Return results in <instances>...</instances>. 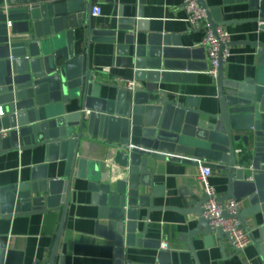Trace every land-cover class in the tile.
<instances>
[{"label":"water","instance_id":"water-1","mask_svg":"<svg viewBox=\"0 0 264 264\" xmlns=\"http://www.w3.org/2000/svg\"><path fill=\"white\" fill-rule=\"evenodd\" d=\"M197 1L212 31L230 24L222 21L219 8ZM222 2L248 4L249 10L259 12L256 21L264 31V0ZM93 7L94 0H0V156L44 151V163L32 167L29 182L0 189V219L60 211L48 263L55 264L73 181L85 180L99 219L106 221V238L114 243L115 264H129L124 247L135 246L157 250L156 264H172L171 253L160 241L145 238L147 226L137 231L142 209L145 223L155 211L197 216L198 225L186 242L199 264L193 238L202 236L210 248L214 236L223 246L227 235L204 218L208 201L204 192L185 194L183 208L154 205L162 195L154 186L148 160L173 161L224 171L227 191L217 200L223 205L248 199L250 208L234 218L257 243L246 218L262 213L264 220V43H249L257 49L259 70L254 80L227 81L220 60L218 108L204 112L198 100L179 102L158 89L159 84L187 83L194 76L168 72L174 65L169 36L137 44L134 34L147 32L142 9L130 19L121 18L117 30L101 31L93 28ZM80 27H86V49L76 55L74 37ZM118 31L132 33L125 36V46L117 47L118 55L132 59L131 90L96 80L91 67V45L113 43ZM99 148L114 150L110 167L97 156ZM60 161L65 162L64 176L48 178L49 165ZM224 217L230 216L224 212ZM260 232L264 240V228ZM4 262L5 251L0 248V264Z\"/></svg>","mask_w":264,"mask_h":264},{"label":"crops","instance_id":"crops-1","mask_svg":"<svg viewBox=\"0 0 264 264\" xmlns=\"http://www.w3.org/2000/svg\"><path fill=\"white\" fill-rule=\"evenodd\" d=\"M204 1L210 8H219L222 21L230 23L223 27L230 33L232 43L229 47L230 55L224 63L225 79L236 83L256 79L259 70L257 49L249 43H264V31H260L261 23L256 21L259 12L249 10L246 3L225 6L222 0ZM183 6L184 0H145L144 4H140V0H94V7L101 9V15L92 16V25L96 30H117L121 18L130 19L137 9H142V20L146 23L143 28L147 32L137 31L134 34L137 44L169 36L172 42L170 48H173L169 57L174 65L168 72L194 76L193 81L159 84L158 89L165 92L168 98H176L179 102H185L188 98L196 99L200 110L215 112L218 108L216 79L207 73L209 63L202 47L206 30L211 28L204 21L199 29L192 30L186 21ZM85 34L86 27L75 31L76 55L82 54L86 49ZM117 34L113 43L91 45V67L96 80L110 86L127 88L126 82L132 81L133 77L132 59L118 55L117 47L125 46V36L132 33L118 31ZM105 69L109 71L105 72ZM73 110L76 111L77 108ZM98 151L97 156L104 158L110 167L114 150L99 148ZM43 163V148L0 156V189L29 182L32 167ZM148 164L149 171H154V186L158 189V194L162 195L155 198V206L183 208L185 194L204 192V186L198 179L201 167L151 159ZM64 171V161L50 164L48 178L61 179ZM209 181L218 198L226 194L227 179L224 171L212 170ZM92 198L88 182L74 179L55 264H115L114 243L106 238L103 230L106 221L99 219V209L93 204ZM238 203L241 210L250 208L248 199ZM145 215L146 210H140L138 232H143L147 226L145 238L160 241L164 246L163 250L171 253L172 264H195L186 236L196 229L197 216H184L172 210L155 211L150 214L149 222L145 223ZM60 216V211H52L43 215L0 219V248L5 251L4 264H48ZM246 222L249 233L257 243L251 242L239 253H236L228 239L220 246L219 239L214 236L215 245L206 248L203 237L195 236L192 243L199 264H264V240L260 232L264 228L262 213L247 217ZM137 238L143 237L138 235ZM124 251L125 260L129 264H156L158 251L155 249L135 246L124 247Z\"/></svg>","mask_w":264,"mask_h":264},{"label":"built area","instance_id":"built-area-1","mask_svg":"<svg viewBox=\"0 0 264 264\" xmlns=\"http://www.w3.org/2000/svg\"><path fill=\"white\" fill-rule=\"evenodd\" d=\"M183 7L186 13V21L191 26V29H199L201 24L206 21V11L198 4L197 0H184ZM100 15L101 9L93 7L92 16L99 17ZM7 26L10 28L11 23L8 22ZM230 43L231 35L225 28L219 27L215 32L211 29L206 30L202 47L206 52L209 63L207 73L215 79L218 75L220 60L225 63L230 55ZM104 71L108 72L109 69H105ZM126 83L129 90L135 85L134 81L128 80ZM211 175L212 170L210 168H201L198 176L199 181L204 186V193L208 197V201L203 206V216L209 221L211 228H220L227 235L230 244L239 253L251 244L249 234L243 229L240 221L234 218L241 211L240 205L235 200H228L223 205L218 202L215 188L209 181ZM224 212L230 217H224Z\"/></svg>","mask_w":264,"mask_h":264}]
</instances>
